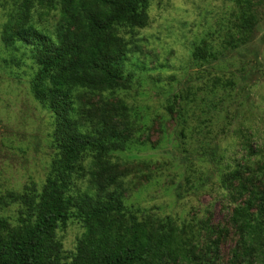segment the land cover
Here are the masks:
<instances>
[{"label":"rangeland","instance_id":"rangeland-1","mask_svg":"<svg viewBox=\"0 0 264 264\" xmlns=\"http://www.w3.org/2000/svg\"><path fill=\"white\" fill-rule=\"evenodd\" d=\"M238 1L151 0L149 24L126 36L127 82L113 93L84 92L80 102L86 126L105 119L129 139L112 155L126 205L195 226L197 252L222 264H230L238 240L232 211L247 199L223 181L237 167L260 189L264 180V0L254 1L256 24L246 45L237 41ZM1 3L8 12L13 0ZM5 20L2 11L0 31ZM58 21L51 13L43 23ZM200 47L216 59H194ZM37 71L24 48L8 51L0 41L1 194L41 186L54 155L53 114L31 92ZM18 209L0 215L15 217ZM83 231L71 221L58 232L68 253Z\"/></svg>","mask_w":264,"mask_h":264},{"label":"trees","instance_id":"trees-1","mask_svg":"<svg viewBox=\"0 0 264 264\" xmlns=\"http://www.w3.org/2000/svg\"><path fill=\"white\" fill-rule=\"evenodd\" d=\"M150 1L13 0L7 12L0 0L6 18L0 41L8 51L24 48L37 65L31 92L53 114L55 150L41 186L32 182L21 192L0 193V212L19 207L15 217L0 215V264H222L197 252L201 232L195 226L126 205L112 155L126 149L127 135L105 119L90 128L81 116L84 92L113 93L127 82L126 36L149 24ZM254 1H238L241 45L253 36ZM51 13L59 21L46 26ZM193 57L216 59L201 47ZM256 181L241 167L223 181L226 189L247 195L245 205L232 211L238 240L230 264H264V180L263 189ZM71 221L84 231L68 253L58 232Z\"/></svg>","mask_w":264,"mask_h":264}]
</instances>
